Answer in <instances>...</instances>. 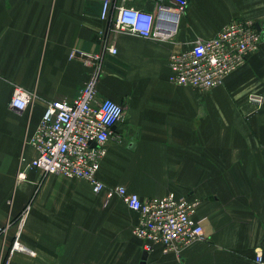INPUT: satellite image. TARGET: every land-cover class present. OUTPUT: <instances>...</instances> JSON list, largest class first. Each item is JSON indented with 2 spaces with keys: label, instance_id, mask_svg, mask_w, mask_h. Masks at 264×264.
<instances>
[{
  "label": "crops",
  "instance_id": "1",
  "mask_svg": "<svg viewBox=\"0 0 264 264\" xmlns=\"http://www.w3.org/2000/svg\"><path fill=\"white\" fill-rule=\"evenodd\" d=\"M127 4L151 10L155 0ZM240 17L262 20L264 0H190L173 37L124 32L104 60L97 99L121 102L126 114L113 127L118 138L108 142L99 177L143 198H198L205 237L177 255L160 243L148 250L133 237L139 215L121 198L29 166L37 151L27 139L47 103L73 100L93 71L90 59L71 54L102 49L101 2L0 0V224L13 220L0 236V264H141L144 250L146 264H260L264 101L249 96H264V44L209 91L172 82L168 63L172 51ZM16 84L36 94L24 112L10 106ZM18 231L25 249L12 250Z\"/></svg>",
  "mask_w": 264,
  "mask_h": 264
},
{
  "label": "built area",
  "instance_id": "2",
  "mask_svg": "<svg viewBox=\"0 0 264 264\" xmlns=\"http://www.w3.org/2000/svg\"><path fill=\"white\" fill-rule=\"evenodd\" d=\"M101 2V18L107 27L98 31L102 49L95 53L73 52L93 63L89 79L73 99L50 100L37 128L27 142L37 153L29 166L39 169L42 177L63 174L91 183L96 193L107 198L119 197L139 215L132 230L146 249L162 244L164 251L181 255L182 251L205 237L202 223L196 218L198 198L178 196L170 192L163 196L143 198L122 184L108 185L99 177L101 163L111 138H118L113 127L124 120L125 106L111 97L97 99L98 84L104 72L108 53L118 51L116 40L127 32L152 40L173 37L177 16L190 0H155L151 10L128 5L127 0H97ZM264 44V18H235L211 37H200L188 47L169 55L170 80L209 91L223 84L229 74L245 64L249 56ZM250 100L262 105L264 96L251 93ZM36 99L33 90L16 84L10 106L18 112L31 108ZM24 175V170L20 172ZM30 205L20 219H24ZM12 221L0 224V236ZM23 221L21 222V225ZM21 225L19 229H21ZM21 232L15 235L12 250H23ZM255 259L264 264L262 252Z\"/></svg>",
  "mask_w": 264,
  "mask_h": 264
},
{
  "label": "water",
  "instance_id": "3",
  "mask_svg": "<svg viewBox=\"0 0 264 264\" xmlns=\"http://www.w3.org/2000/svg\"><path fill=\"white\" fill-rule=\"evenodd\" d=\"M148 250H144L141 264H146Z\"/></svg>",
  "mask_w": 264,
  "mask_h": 264
},
{
  "label": "rangeland",
  "instance_id": "4",
  "mask_svg": "<svg viewBox=\"0 0 264 264\" xmlns=\"http://www.w3.org/2000/svg\"><path fill=\"white\" fill-rule=\"evenodd\" d=\"M19 217V216H18ZM18 217L17 218H15V219H18ZM13 223V220H12V222H11V224ZM132 233H133V230H132ZM133 235H134V233H133ZM134 238H136V239H138L135 235L133 236ZM133 238V239H134Z\"/></svg>",
  "mask_w": 264,
  "mask_h": 264
}]
</instances>
